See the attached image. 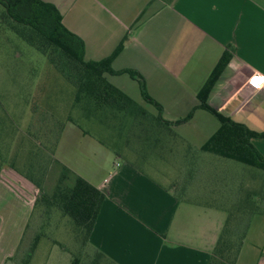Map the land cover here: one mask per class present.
<instances>
[{
    "label": "crops",
    "instance_id": "0c3cea01",
    "mask_svg": "<svg viewBox=\"0 0 264 264\" xmlns=\"http://www.w3.org/2000/svg\"><path fill=\"white\" fill-rule=\"evenodd\" d=\"M41 1L53 5L63 26L83 41L86 62L98 60L92 55L87 58L88 52L107 58L126 39L112 70L135 71L143 78L149 97L162 107L163 119L174 124V141L207 134L198 147L193 146L196 149L219 128L218 120L199 108L198 94L229 51L231 59L206 103L223 117L264 133V85L256 87L251 81L255 75L264 76V0ZM123 75L129 77H105L142 103L139 86L135 90L130 80L123 82L124 87L117 82ZM154 111L148 112L156 115ZM191 112L194 126L187 128L193 125L190 121L175 124ZM67 126L63 125L55 147L56 160L106 197L89 237L90 246L114 264L208 263L226 213L208 206L205 199L208 194L215 196L210 182L221 176L225 162L205 155L194 158L191 152L185 155L180 181H175L152 158L163 159L167 152L171 155L174 145L166 137L163 148H155L153 154L130 157L120 165L116 157L112 171L114 152L99 142L84 140L88 136L81 132L80 149L86 150L95 165L74 169L61 154ZM252 145L264 158V139H254ZM134 160L148 166V171ZM182 189L186 196L179 192L177 198L174 193ZM37 196L38 190L15 169L0 165V264H7L16 254ZM189 196L202 199H187ZM254 217L236 264H264V228L260 237L251 234Z\"/></svg>",
    "mask_w": 264,
    "mask_h": 264
},
{
    "label": "trees",
    "instance_id": "16d2710c",
    "mask_svg": "<svg viewBox=\"0 0 264 264\" xmlns=\"http://www.w3.org/2000/svg\"><path fill=\"white\" fill-rule=\"evenodd\" d=\"M4 27L15 31L28 44L30 41L24 37L23 30L36 36L43 45L56 46L59 64L54 63V68L74 87L72 108H78L85 118L94 119L102 127L109 128L115 124L119 131L133 129L132 140L138 143L140 149L137 153L130 151L131 157L153 154L158 150L155 148H163L166 137L172 138L171 143L174 141L176 134L171 128L174 124L163 119L162 107L149 97L143 78L135 71L115 72L111 68L126 39L120 42L109 57L97 62H86L83 41L63 26L62 18L53 5L41 0H0V28ZM230 59V52H224L198 94L199 108L208 111L218 120L219 129L200 148H193L192 155L196 158L207 154L218 158L220 162L228 160L238 163L251 175V180L258 187L254 190L247 186L252 184L254 187V184H246L242 178L235 177L234 166L226 163L221 176L210 182L215 188V196L206 203L210 207L223 210L226 221L207 264H236L251 219L257 215L264 216V158L252 145V140L264 139V133L251 131L244 125L223 117L206 103ZM122 74L138 83L143 101L156 109V115L150 114L143 106L111 85L105 77ZM191 117L192 112L175 124L186 122ZM67 121L77 125L71 117ZM62 128L63 126L56 134V143L47 148L50 152L47 159H40L37 155L32 157L24 165V171L13 164L10 166L38 190L34 208L45 206L48 218L53 212H57L73 223V231L80 238V253L73 257V264H114L89 244L93 226L106 199L105 195L54 158ZM115 155L123 157L117 152ZM54 168H58L55 180L52 175ZM249 168L263 174L260 176L259 173L248 170ZM49 179H53V185L46 189L45 183ZM179 192L186 196L183 189L177 190L174 193L177 198L181 197ZM39 239L40 235L28 249L24 264L31 259Z\"/></svg>",
    "mask_w": 264,
    "mask_h": 264
},
{
    "label": "rangeland",
    "instance_id": "374dc122",
    "mask_svg": "<svg viewBox=\"0 0 264 264\" xmlns=\"http://www.w3.org/2000/svg\"><path fill=\"white\" fill-rule=\"evenodd\" d=\"M23 33L24 37L29 39L30 44L25 42L15 31H10L5 27L0 28V165L13 164L24 171V165L31 161L32 157L37 155L40 159H47L50 156L47 148H51L56 143V134L63 125H68L66 127L68 133L65 140L62 141L61 154L63 161L67 160L71 165H75L74 169L80 165H95L94 160L86 155V150L80 149V142L83 141L81 132H86L85 134L88 136L84 140L91 142V144H95V141L102 143L112 153L114 152L113 161L110 163L112 171L116 169L114 167L117 160L116 152L123 155L118 160L119 165L125 163L132 156L130 151L137 153L140 146L132 140L131 130L133 129L119 131L115 124L109 128L102 127L94 119L85 118L78 108H72L74 87L54 68L55 64H59L56 46L43 45L36 36L26 30H23ZM112 53L108 54V57ZM91 55L98 59L97 61L105 59L104 56L102 58L100 55L96 56L95 53L89 52L87 58H90ZM116 80L123 87V82L130 80L133 82L135 90L138 89L136 81L127 76L123 75ZM140 102L143 103V101ZM142 103L139 104L148 111L155 113L153 106ZM193 113L188 120L193 125H188L187 128L194 126ZM68 117L77 123L76 129H74L76 126L68 124ZM196 119L197 117L195 122ZM177 134L183 137V134L179 132ZM206 135L203 133L192 137L191 134L189 139L183 137L184 140H172L174 147L171 150V155L167 152L163 159L156 156L152 157L156 166L163 169L162 171L166 172L168 176L176 177L175 181H180L185 155L191 154L193 148L196 149ZM205 156L210 155L205 154ZM54 158L56 159L55 156ZM211 158L215 159L212 156ZM97 160L96 158V162ZM108 163L109 160H107L105 167L108 166ZM225 163L234 166L235 177L242 178L246 184L247 182L253 183L254 187L251 186L252 184H247V186L254 190L257 189L258 185L251 180V175L246 173L242 165L228 160H225ZM134 164L138 166L140 163L134 160ZM141 167L148 171V166L142 164ZM248 170L257 172L261 176L262 172L260 171L253 168ZM57 172L58 168H54L52 171L54 180ZM141 172L146 174L144 171ZM204 182L205 180L202 181V183ZM52 185L53 179H49L45 183V188L50 189ZM188 199L201 200L202 198L189 196ZM208 199H211L210 194L205 200L208 201ZM45 212V206L33 207L22 242L18 246L16 254L7 264H24L28 249L38 235H40V239L31 259L26 264H73V257L80 253V238L73 231V223L70 219L61 217L57 212H53L48 218ZM252 222L251 234L256 232L257 236H262L264 216L254 217Z\"/></svg>",
    "mask_w": 264,
    "mask_h": 264
},
{
    "label": "built area",
    "instance_id": "2783aa9c",
    "mask_svg": "<svg viewBox=\"0 0 264 264\" xmlns=\"http://www.w3.org/2000/svg\"><path fill=\"white\" fill-rule=\"evenodd\" d=\"M253 78H258V82L257 83H253L256 87L262 86L264 85V76H260V75H255L252 77L251 81H253Z\"/></svg>",
    "mask_w": 264,
    "mask_h": 264
},
{
    "label": "snow or ice",
    "instance_id": "6c2138e0",
    "mask_svg": "<svg viewBox=\"0 0 264 264\" xmlns=\"http://www.w3.org/2000/svg\"><path fill=\"white\" fill-rule=\"evenodd\" d=\"M253 83H257L258 82V78H253Z\"/></svg>",
    "mask_w": 264,
    "mask_h": 264
}]
</instances>
